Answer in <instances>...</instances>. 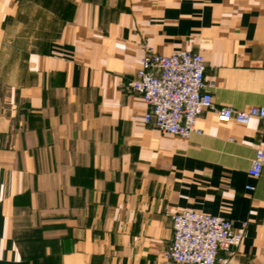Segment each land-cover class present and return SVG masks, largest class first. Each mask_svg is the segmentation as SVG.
Returning <instances> with one entry per match:
<instances>
[{
  "label": "crops",
  "instance_id": "crops-1",
  "mask_svg": "<svg viewBox=\"0 0 264 264\" xmlns=\"http://www.w3.org/2000/svg\"><path fill=\"white\" fill-rule=\"evenodd\" d=\"M144 44L201 52L215 103L264 105V0H0V264H178L183 209L247 221L231 264H264V119L146 123Z\"/></svg>",
  "mask_w": 264,
  "mask_h": 264
},
{
  "label": "built area",
  "instance_id": "built-area-1",
  "mask_svg": "<svg viewBox=\"0 0 264 264\" xmlns=\"http://www.w3.org/2000/svg\"><path fill=\"white\" fill-rule=\"evenodd\" d=\"M144 56L130 88L142 95L148 105L144 119L163 133L190 137L202 134L199 118L210 109L221 122L248 124L264 119V105L235 108L215 103L205 90L206 62L201 52L188 49L161 54L143 45ZM264 168V141L252 158L249 174L259 178ZM249 190L255 186L248 184ZM173 237L163 257L178 264H231L246 232L247 221L238 227L223 216L183 209L172 215Z\"/></svg>",
  "mask_w": 264,
  "mask_h": 264
}]
</instances>
